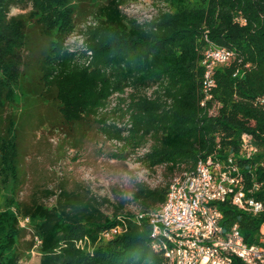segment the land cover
<instances>
[{"label":"trees","instance_id":"16d2710c","mask_svg":"<svg viewBox=\"0 0 264 264\" xmlns=\"http://www.w3.org/2000/svg\"><path fill=\"white\" fill-rule=\"evenodd\" d=\"M69 1L0 0V108L23 61L27 30L24 17L12 10L30 7L41 41L34 52L37 94L56 104L65 125L92 119L107 140L127 146L124 158L150 143L138 162L149 170L165 166L171 174L233 155L248 196L264 202V0H162L167 7L141 22L122 11L127 0H109L81 26ZM71 35L80 45L65 43ZM205 39L234 56L214 69L212 100L201 107ZM124 94L122 112L102 114L110 98ZM243 134L256 148L248 159L239 155ZM16 156L12 152L6 163L15 194ZM168 184H136L132 199L139 210L123 211L122 203L111 217L103 212L107 201L88 190L42 191L55 197L50 207L35 195L27 202L14 199L13 212H0V264H20L34 246L38 264H163L151 249L147 216L164 202ZM215 205L226 230L236 224L246 243H259L264 212L250 215L229 199ZM116 227L120 233L102 238ZM231 264L244 263L234 257Z\"/></svg>","mask_w":264,"mask_h":264},{"label":"rangeland","instance_id":"374dc122","mask_svg":"<svg viewBox=\"0 0 264 264\" xmlns=\"http://www.w3.org/2000/svg\"><path fill=\"white\" fill-rule=\"evenodd\" d=\"M108 1L70 0L69 7L74 10L76 25L93 22L97 11ZM165 7L167 4L162 0H127L121 9L128 17L141 22ZM30 11V7L12 10L13 15L24 17L27 30L22 48L23 61L16 78L10 83V97L0 108V212H13L14 199L27 202L32 195L50 207L55 197L46 198L41 192H58L60 188L88 190L99 201H107L103 203V212L109 217L115 206L122 203L123 211L136 212L139 208L132 199L136 184L144 183L151 188L162 186L170 183L179 174L178 170L172 174L165 166L149 170L138 162L136 156L145 152L150 143L146 148L138 149L135 155L124 158L129 151L127 146L107 140L92 119L72 126L62 122L56 104L37 94L34 52L41 41ZM65 43L80 45L81 40L71 35ZM127 102V94L113 96L101 112L111 118L122 112ZM13 145L16 149L12 151ZM12 152L17 155L16 194L14 179L6 165ZM20 225L29 226V222L20 220ZM112 234L107 233L102 238L108 240ZM30 239L28 232L23 242ZM39 257V249L34 246L24 252L20 264H38Z\"/></svg>","mask_w":264,"mask_h":264},{"label":"built area","instance_id":"2783aa9c","mask_svg":"<svg viewBox=\"0 0 264 264\" xmlns=\"http://www.w3.org/2000/svg\"><path fill=\"white\" fill-rule=\"evenodd\" d=\"M205 42L201 107L212 100L214 69L234 56L231 49L216 46L207 39ZM255 152L251 136L243 134L239 155L248 159ZM227 199L250 215L264 212V202L248 196L233 155L224 160H200L191 172H181L170 180L164 202L147 216L151 249L162 256L163 264H231L234 257L244 264H264V225L258 244L246 243L236 224L226 230L215 203ZM120 231L119 227L112 228L102 236L110 232L114 236Z\"/></svg>","mask_w":264,"mask_h":264}]
</instances>
